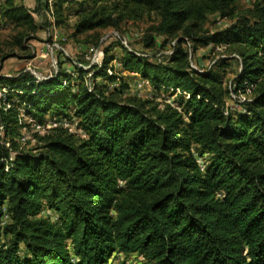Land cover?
<instances>
[{
	"label": "trees",
	"instance_id": "trees-1",
	"mask_svg": "<svg viewBox=\"0 0 264 264\" xmlns=\"http://www.w3.org/2000/svg\"><path fill=\"white\" fill-rule=\"evenodd\" d=\"M48 1L36 0L47 18ZM238 1L53 0L56 29L70 28L65 6L76 5L73 39L98 41L149 19L143 48L156 50L161 37L170 54L158 60L121 46L116 58L111 45L88 70L59 63L43 80L0 75L9 144L0 137V264H109L120 254L142 264H264V0L243 12ZM2 24L11 33L0 31V71L28 57L39 30L15 0L0 3ZM209 46L222 58L194 69ZM233 61L229 84L221 71ZM122 73L173 101L129 94ZM46 117L55 125L33 135L35 147H19L24 118L45 128Z\"/></svg>",
	"mask_w": 264,
	"mask_h": 264
},
{
	"label": "rangeland",
	"instance_id": "rangeland-1",
	"mask_svg": "<svg viewBox=\"0 0 264 264\" xmlns=\"http://www.w3.org/2000/svg\"><path fill=\"white\" fill-rule=\"evenodd\" d=\"M15 3L18 5H23L33 14L34 20L38 25L39 30L35 35V39L28 43V57H16L7 60L4 63L2 70L0 71V75L3 76H14L19 72L24 71L30 73L38 80H43L55 75V72L59 69V63H61L62 69L67 71H73L75 67L81 68L82 70H88L93 65L97 66V64H93V62H95L96 60L101 59V64L103 56L100 58L97 53H104V50L111 45H114L115 47L112 55H114L116 58L117 56H120L121 46H123L121 41L124 40L126 41V47L123 46L124 48L134 51L138 54H142L146 57H155L156 59L160 60L163 59L164 56H167V54L170 52L169 50H167L168 47H160L163 42V38L161 37L156 38V50L149 51L143 48L142 36L151 23L149 19H144L136 24L129 23L127 25H124L120 31L111 29L103 31L100 34V38L98 41L86 37L73 39L71 37V27L75 23L73 14L77 10L76 5L67 6V9L65 7L66 11L71 15L68 21V25L70 28L56 29L51 25L47 18L46 12L41 6L38 5L36 0H15ZM236 7L238 11L243 12L251 7V0H239L236 3ZM34 10H39L40 16L33 13ZM214 19L215 18L211 19L212 24L214 22ZM228 24V21L216 23V25L210 24L208 26V29L218 30L221 29L224 25ZM1 27L2 29L0 31L3 35L11 33V27L9 25L2 24ZM115 33H117V36L114 35ZM53 44L56 45V48H54L52 51L48 50L47 46L51 47ZM210 47L211 46L205 49H199L197 51L196 55L192 59V63L194 66L200 69H209L213 66L214 62H217L222 58L221 50L210 51ZM116 64L113 63L112 66H115L116 69H120V67H118ZM221 72L223 79L226 81V83L230 84L231 80L234 79L237 73L236 63L234 61L230 62L229 66H227V68H225V70L223 69ZM122 74L121 76L124 78L126 77L125 80L129 84V94L136 95L140 98L154 97L159 103L173 101V97L169 92L156 94L151 89H146L145 91L141 92L139 96L137 92H135L136 83L138 81L137 78L133 77L132 75H128L127 73H124L123 75ZM84 80L88 85L91 82L89 76H85ZM97 83H99V85L101 86L104 85L105 87H108L107 90H114L118 88L117 84L109 85L103 80H97ZM228 104L232 105L234 109H237L233 105V103L229 102ZM24 123L30 124V127L26 130H23L20 135L14 137V139L16 142L18 141V146L25 150H29L35 147L36 144L33 137L35 133L41 136L45 133L46 129H49L50 127H53L55 125V122L49 117L45 118V128L41 127L40 129H38L37 124L29 119H24ZM58 123H62L66 127H69L72 132H77V130L75 129V124H73V122L69 120L60 119L58 120ZM0 137L5 146L8 147V140L4 138L2 130H0ZM200 163H202V161H200ZM43 215H50L53 217V214H48L47 211H45ZM109 264H142V259L135 255L126 257L123 254H120L116 255L112 262H110Z\"/></svg>",
	"mask_w": 264,
	"mask_h": 264
},
{
	"label": "built area",
	"instance_id": "built-area-1",
	"mask_svg": "<svg viewBox=\"0 0 264 264\" xmlns=\"http://www.w3.org/2000/svg\"><path fill=\"white\" fill-rule=\"evenodd\" d=\"M2 2V0H0V3ZM53 0H49L48 1V5H49V16H48V20L49 22H52L53 21V18H52V9H51V4H52ZM115 36H117V33L114 34ZM122 45L124 47H126V41H121ZM54 48H56V45H52L51 47L47 46V49L48 50H53ZM185 50L189 52V58L191 59V49H190V44L187 42L184 46ZM98 56H100V58L103 56V53L100 52V53H97ZM170 52L167 54L169 55ZM103 58V57H102ZM100 60H96L95 62H93V64H97L99 65L100 64ZM192 67L196 70H198L194 65H192ZM110 72V71H109ZM146 89H151L152 90V87L150 86V84L147 82V81H144V80H138L137 83H136V87H135V92H137V94L140 96L141 92L145 91ZM7 90L5 88H1L0 87V105L2 104L3 102V98H4V95L6 94ZM26 119V118H24ZM37 128L40 129L41 127L39 125H37ZM0 130H2V128L0 127ZM8 217L5 216L4 217V221H6Z\"/></svg>",
	"mask_w": 264,
	"mask_h": 264
},
{
	"label": "crops",
	"instance_id": "crops-1",
	"mask_svg": "<svg viewBox=\"0 0 264 264\" xmlns=\"http://www.w3.org/2000/svg\"><path fill=\"white\" fill-rule=\"evenodd\" d=\"M65 7H67V6H65Z\"/></svg>",
	"mask_w": 264,
	"mask_h": 264
}]
</instances>
